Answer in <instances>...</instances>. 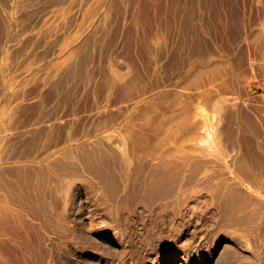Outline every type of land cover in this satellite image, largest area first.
Here are the masks:
<instances>
[{"label":"bare ground","instance_id":"1","mask_svg":"<svg viewBox=\"0 0 264 264\" xmlns=\"http://www.w3.org/2000/svg\"><path fill=\"white\" fill-rule=\"evenodd\" d=\"M22 1H24V0H22ZM144 1H146V0H144ZM101 2H100V5H101ZM109 2H111V1H109ZM74 3H75V1H74ZM7 4H5V5L7 6ZM28 4L30 5V3H28ZM35 4H36V2H35ZM116 7H115V9H116ZM27 10H29V9H27ZM93 10H95V12H96L95 8ZM16 11H18V10H16ZM35 12H36V10H35ZM112 13H114V12H112ZM147 13L149 14V12H147ZM51 14H53V13H51ZM35 16L36 15H34V17ZM63 16H64V14H63ZM94 16H93V18L89 17L90 19L88 20V22L84 26L85 28H84V31L82 33L78 31L79 33L77 32L76 35L74 34L75 36L71 39V41H70L71 43L81 41L80 42L81 46H83V43L85 40H88L91 42V39L93 38V35H94L93 32L91 31L93 24H95L94 23V21H95ZM82 17H83V15H82ZM111 17H112V14H111ZM133 17H135V16H133ZM138 17H140V14L138 15ZM20 18H19V20H20ZM71 19H72V17H71ZM120 20H121V18H120ZM71 21H73V20H71ZM84 22H85V20H84ZM107 23H109V22H107ZM117 23H118V21H117ZM26 24H28V23H26ZM138 24L140 25L139 22H138ZM19 29H22V28H19ZM147 29L145 31H147ZM26 30L27 29H25V31ZM93 31H95V30H93ZM129 31H130V29H129ZM108 32L109 31H107V33ZM3 33L4 32H2V34ZM143 33H145V32H143ZM31 34H33V33H31ZM88 34H90V35L87 36ZM147 34H149V33H147ZM50 35H51V33H50ZM129 35L130 34H128V36ZM2 37H3V35H2ZM32 37H34V36H32ZM139 37L141 38V34ZM110 38L112 39V37H110ZM12 39H15V38H12ZM37 39L38 38H36V40ZM147 40H148V38H147ZM53 41H56V40H53ZM97 41H99V40H97ZM128 41H129V39H128ZM9 42H10V40H9ZM62 42H64V41H62ZM27 43H29V42H27ZM138 43H140V42H138ZM63 44H65V43H63ZM86 44L90 45V43H86ZM69 45H70V43H69ZM33 46H34V44H33ZM59 46H60V44H59ZM22 47H23V45H22ZM51 47H49V48H51ZM110 47H111V45H110ZM152 47H153V44H152ZM82 48L81 49L77 48V49L82 50ZM19 51H20V49H19ZM81 52H83V51H81ZM130 54H128V55H130ZM144 54H146V53H144ZM10 55H11V53H10ZM68 55H70V54H68ZM71 55H73V54H71ZM89 55H88V57H89ZM116 55H118V54H116ZM159 55H161V54H159ZM12 56H14V55H12ZM1 58H2V56H1ZM10 58H12V57H10ZM20 58H21V56H20ZM152 58H154V57H152ZM9 61H12V60H9ZM149 61H147V62L150 63L153 60L150 62ZM33 62H34V60H33ZM116 62H117L116 67L115 66H113V67H115V69H116V70L114 69L115 70L114 73H116L115 77L117 80L115 79V77H114V79L116 80V82L118 81L119 84L121 83V86L122 85L123 86L129 85V84H127L128 82L126 83V79H124V74L126 72H128L127 71L128 65L126 64V62L124 63L123 61L122 62L116 61ZM134 62H136V61H134ZM173 62H172V64H174ZM130 63H131V61H130ZM136 64L139 66L138 63H136ZM143 64H145V63H143ZM241 64H243V63H241ZM96 65L97 64H95V66ZM147 65H149V64H147ZM177 66H179V65H177ZM19 67H20V65H19ZM60 67H62V66H60ZM98 67H99V65H98ZM143 67H145V66H143ZM44 68H45V66H44ZM254 68H255V66H254ZM68 70H70V68ZM242 70L243 69H241V71ZM37 71H39V70H37ZM247 71H248V69H247ZM106 72H108V71H106ZM139 74H140V71H139ZM19 75H20V73H19ZM45 76H46V74H45ZM14 77H16V75ZM40 77H41V75H40ZM43 78H44V76H43ZM69 78H71V76ZM36 79H37V77H36ZM75 79H77V78L75 77ZM63 81H65V80H63ZM138 81H140V80H137V82ZM33 83H35V80L33 81ZM175 83H176V81H175ZM133 84H131V85H133ZM74 85H75V83H74ZM33 86H34V84H33ZM52 86H54V85H52ZM135 86H136V84H135ZM1 88H2V85H1ZM52 88H51V91H52ZM68 88H71V87H68ZM127 88H129V87H127ZM136 88L138 89V87H136ZM169 88H171V86ZM173 88L174 87H172V89ZM28 89H30V88H28ZM124 89H125V87H124ZM146 89H147V87H146ZM139 90H140V88H139ZM141 90H143V89H141ZM28 91H26V92L28 93ZM129 91H131V89ZM165 91H166V89H165ZM174 92H176V90ZM205 94H207V93H205ZM51 95H53V94L50 93V96ZM134 95H135V93H134ZM197 95H199V94H197ZM248 95H250V94H248ZM192 96H193V94H192ZM74 97H75V95H74ZM62 98H60V99H62ZM160 98H159V100H160ZM165 98H167V97H165ZM190 98L191 97H189V99ZM60 99H59V101H60ZM12 100H13V98H12ZM193 100H195L194 96H193ZM207 100L208 99H206V101ZM143 101H144L143 97L142 98L140 97L139 99H137V98H135V100L132 99V101H130V100L128 102L124 101V103L120 102L121 105H119V107L117 109L115 108L116 111H114V113H110V112L106 113V111H107L106 110L107 108H106L105 112H104V110L102 111L105 114L103 113V115H101L102 112H100V114L97 115V117L94 116L95 118L92 119L93 121H91L92 124L89 125V127L85 128V129L83 128L82 130H78V129L68 128V129H66L65 132H63L61 130L63 132V135H64V136L62 135L61 138L60 137L56 138L57 137L56 132H54L53 130L50 129L51 131H48V133L44 134V135H46L45 140H44V138L42 140H40L39 136L41 135V137H42L43 132L45 133V131H42V128H41V132L39 133L40 135L39 136L36 135L38 137L37 141H36V139L35 140L33 139L34 142H36L35 144H37L36 145L37 147L34 146V148L32 149L33 152H31L32 154L25 155L26 159L24 160V162L19 164V165H22L21 167L18 166L19 169H15L13 167L15 165H12V167L14 168L13 170H11V168H10V170L12 171V175L15 177H18V180H16L15 177L12 176V178H14L16 180V181H14V179H13L12 181H14V182L11 181L12 178L10 179V182H9V180L7 181L6 178H8V177L5 176L8 173L7 171L9 168L8 169L6 168L5 157H2V156L7 155L8 151H7V153H5V155L1 154V151H0V198L3 199V202L5 204L4 206L7 208L9 207L12 210L11 214L14 212L13 216L16 215V216H14L15 218H17V219H18V217L20 219H22L21 217L25 218V220L22 219L23 221H19L20 222L19 224H21V226L23 228L19 224H17L23 229V234L25 235V236L23 235L24 241H20L21 236L19 237L17 235L19 237V238L17 237L19 240H16L15 242H9L8 240H5V242L7 241L6 243L0 242V243H4L3 245L5 246V247H2V249L5 248L4 249V251H5L6 247H7L11 252L10 256L12 255L11 257L5 256L2 252V249H1L0 250V264H15V263L17 264L16 261H18L21 264H264V147L261 148V147H259V145H253L255 142L249 146L245 145L246 143L243 144L244 141H246L245 140L246 134H245V136L242 135L244 137V138H242V141H241L240 137L236 140L235 145L230 141L233 144V146L231 148H229L230 146L228 145L227 149L226 148L222 149L223 147L221 148V146H220L221 149H219L218 146H217V149H215L216 146L214 147V149H211L213 144L210 145L211 147H209V148L206 146H203L202 145L203 143L200 145L201 142L200 143L198 142V135L197 134L192 135L193 132L191 133V136H193V137L189 136L191 139H189L188 136L187 137L183 136L184 139H187V138L189 139L187 141L181 140L182 138L180 139V137H178V138L175 137L176 139H174V140L171 139L170 143H169L170 146H168L169 144L167 145L168 147L160 146L161 144L158 146H155V145H157V144H155V142L153 143V145L155 144L154 145L155 147L153 146L150 148L148 146V144L150 145V143H147L146 146H148V147H142L140 139H139L140 140L139 146L141 144V147H136V145L131 146L130 141L133 140V139H131L132 136H135L134 138L138 139L135 132L133 135V125H134L133 123H135V122H133V120H136V119H134V116L137 114V111L139 109H142V107L144 105L142 103ZM187 101H188V99H187ZM49 102H50V100H49ZM91 102H93V101H91ZM214 102H215V100H214ZM43 103H45V102H43ZM204 103H205V101H204ZM53 104H55V103H53ZM154 104H156V103H154ZM154 104L151 103V105H154ZM160 104H162V102ZM201 104H202V102H201ZM2 105H3V103L1 102V106ZM5 105H6V103H5ZM5 105L3 106L2 109H4ZM20 105H22V104H20ZM176 105H174V106H176ZM208 105H206V106L208 107ZM227 105L228 104L224 105L225 107L222 108L220 106V104L217 105V103H216V105H215V103H214L213 108H215V110H217L219 112L220 108H221V110L222 109L224 110V108H226ZM115 106H116V104H115ZM148 106L150 107V105H148ZM189 106H190V104H189ZM201 106L203 107V104ZM201 106L197 105L196 109L200 108ZM38 107H39V104H38ZM156 107H157L156 105H155V107L153 106L152 111H154L153 109H155ZM185 107L183 108V110L189 109V107L186 109H185ZM263 107L260 106V109L262 110ZM5 108H7V106ZM26 108H28V107H26ZM191 108H192V104H191ZM229 108H231V107H229ZM233 108H234V106H233ZM233 108H231V110ZM248 108H250V107H248ZM2 109L0 110V112H2ZM13 109L16 110L15 107ZM171 109H173V107ZM22 110L23 109H21V111ZM148 110H146V111H148ZM157 110H159V109L157 108ZM157 110H155V112ZM199 110H196V112L199 113L198 116L201 114L204 119H207V117L210 116L211 112L207 111V113H205L204 110H203V112L199 111ZM206 110L207 109H205V111ZM261 110H259V111L261 112ZM16 111H15V113H16ZM79 111H81V110H79ZM84 111H85V109H84ZM99 111H101V110H99ZM163 111H165V110H163ZM217 111H215L214 113H217ZM4 112L5 111L3 110V113ZM6 112H7V110H6ZM135 112H136V114H135ZM190 112L191 111H188L189 115H190ZM208 112H209V114H208ZM224 112H225V110H224ZM13 113H14V111H13ZM81 113H80V115H81ZM147 113H149V112H147ZM220 113H221V111L219 112L218 115H216V117H215V115H213L215 118V121L213 123L219 124V122L221 123L223 119L228 118L226 116L224 118L221 117L223 119H220V116H222V114L220 115ZM145 114H143V116ZM149 114H152V113H149ZM236 114H238V113L236 112ZM0 115H1V113H0ZM5 115H6V113H5ZM23 115L24 114L21 115V118ZM189 115H186V116H188V118H189L190 117ZM255 115L258 116L257 114H255ZM154 116H158V115L152 114V118ZM166 116H168V115H166ZM231 116H234V115H231ZM239 116H241V115H239ZM259 116L258 117L261 118L260 114H259ZM6 117L8 118V116H6ZM137 117H138V115H137ZM164 117L162 116L161 118H164ZM169 117H171V116H169ZM175 117H176V115H174V118ZM2 118H4V116H2ZM148 118H149V116H148ZM152 118L150 120L145 118L146 121L148 120L146 125L147 124L149 125L148 122L154 121V120H152ZM184 118H186V117H184ZM184 118L181 120L183 121ZM194 118H196V117L194 116ZM209 118H211V116ZM243 118L245 119L244 114H243ZM50 119H52V118L50 117ZM165 119H167V118H165ZM232 119L233 118H231L230 121H234ZM240 119H241V117H240ZM8 120H9V118H8ZM174 120H173V123L172 122H170V123L175 124L178 122V124L180 125V122H182V121H180V119H177L179 121L175 120L176 122ZM188 120H186V121H188ZM208 120L209 119H207V122H205L206 125L208 123H210V121L208 122ZM262 120H264V118ZM2 121L3 120L1 119V122ZM10 121H11V119H10ZM38 121L39 120H37L36 122H38ZM158 121H161V119ZM191 121L194 123V120H192V119L190 121H188V124L184 120V124H186L183 126V127H185V128H183V130L185 129L184 132L186 131V127H189L188 126L189 124H190L191 128L193 127L191 124ZM252 121H254V118ZM23 122H24V120H23ZM27 122H29V121H27ZM60 122H62V121H60ZM203 122H204V120H203ZM263 122L261 124H263V126H264ZM24 123L26 124V122H24ZM195 123L197 124L198 122H195ZM224 123H225V121H224ZM255 123H256V119H255ZM255 123H253V124H255ZM139 124H140V122H139ZM216 124L212 125L213 128H214V125H216ZM231 124H229V125H231ZM181 125H183V123ZM219 125H220V127H222L221 124H219ZM219 125H218V128L223 131L225 126L223 125L224 127L222 129L219 127ZM257 125H259V124H256V126ZM19 126H20V123H19ZM52 126H54V125H52ZM155 126H157V125H155ZM171 126L173 127V125H171ZM226 126H228V124H226ZM35 127H37V126H35ZM179 127L180 126H178V128ZM204 127H206V126H204ZM209 127H211V125ZM229 127L230 126H228V128ZM244 127H245V125H244ZM144 128H147V126ZM180 128H182V127H180ZM235 128H236V126H235ZM151 129H153V127ZM164 129H165V127H164ZM168 129H170V128H168ZM168 129H167V131H168ZM45 130H47V129H45ZM136 130H138V129H136ZM162 130H163V128H162ZM170 130L174 131V129H170ZM175 130H178V129H175ZM183 130L179 129L178 133H180ZM199 130L200 129L198 128V131ZM212 130L213 129H211V131L207 129V131H210V132H212ZM214 130L216 131L215 128H214ZM228 130H227V132H228ZM231 130H234V129H231ZM231 130H229V131H231ZM39 131H40V129H39ZM193 131H195V130L193 129ZM258 131H259V129H258ZM34 132H36V131H34ZM188 132L189 131L187 130L186 135ZM201 132H202V130H201ZM20 133L22 134V131ZM23 133H25V132H23ZM140 133H141V131H140ZM221 133H223V132L218 131L219 136H221V135L223 136L225 134V132H224V134H221ZM229 133L230 132H228V134ZM231 133H232V131H231ZM231 133L229 134L230 138H231ZM244 133L245 132H243V134ZM58 134L60 135V133H58ZM170 134H172V133H170ZM170 134L167 137L166 136L167 133H165V136L167 138H170L169 137ZM211 134L213 135V133H211ZM240 134H242V133H240ZM30 135H32V134L30 133ZM44 135H43V137H44ZM172 135H171V138H173ZM179 135H182V133H180ZM189 135H190V133H189ZM202 135H203V133H202ZM249 135H251V134H249ZM145 136H146V133H145ZM153 136H155V135H153ZM156 136H158V135H156ZM200 136H201V134H200ZM203 136H205V134ZM216 136H217V134H216ZM3 138L6 140L7 139L9 140V138H7V135H4ZM12 138H14V137H12ZM15 138H16V135H15ZM160 138L161 137L159 136V139ZM167 138H161L162 141H161V139H160V141L162 143L164 141V144L166 142L168 143L169 139H168V141H165V139L167 140ZM215 138L217 139V137H215ZM141 139H142V137H141ZM147 139H146V141L150 142V138H149V140H147ZM159 139H157V140H159ZM222 139L224 140V137H222ZM28 140H29V138H28ZM223 140H221V141L224 142V145H225L226 143ZM247 140H249V139H247ZM251 140L252 139L250 136V140L246 141V142H251ZM10 141H11V139H10ZM133 141H131V142L133 143ZM144 141H143V143H146V141L145 142ZM171 141H172V144H171ZM221 141H218V142L221 143ZM134 142L136 143V141H134ZM137 142H138V140H137ZM233 142L235 143V141H233ZM26 143H27V141H26ZM135 143H133V144H135ZM157 143H159V142L157 141ZM204 143H205V141H204ZM216 143H217V141H216ZM251 143H249V144H251ZM206 145H207V143H206ZM224 145H222V146H224ZM4 147L5 146H3V148ZM225 147H227V146H225ZM16 151H18V150H16ZM2 152L4 153V151H2ZM9 158H11V157L9 156ZM9 173H11V172L9 171ZM10 187L15 188L16 190L13 191L12 189H9ZM3 202H1V203H3ZM10 209H8V210L10 211ZM0 210H1V208H0ZM8 210H6V211H8ZM1 213H2V211H1ZM3 213H4V211H3ZM5 213H7V212H5ZM4 216H6V215H4ZM9 216H10V214H9ZM1 217H3V216H1ZM8 218H11V216ZM26 219L29 221L30 224L24 225L26 222L24 224L22 223V222L26 221ZM8 220H10V219H8ZM11 223L12 222H10V225H11ZM0 225H3V223H0ZM26 226H29V227H26ZM3 230H4V228H3ZM9 230H11V227ZM18 230L19 229H17V231ZM0 231H2V230H0ZM19 231H22V230H19ZM2 234H4V233H2ZM15 237H13L14 239L11 238V240L12 241L15 240ZM1 239H4V238H1ZM9 253H7V254H9Z\"/></svg>","mask_w":264,"mask_h":264},{"label":"rangeland","instance_id":"2","mask_svg":"<svg viewBox=\"0 0 264 264\" xmlns=\"http://www.w3.org/2000/svg\"><path fill=\"white\" fill-rule=\"evenodd\" d=\"M24 1H22V0H0V8H1L0 9V12H1L0 13V20H1L0 21L1 22L0 23V30H1L0 31V46H1L0 47V107H1L0 110L3 108L5 103H6L5 107L7 106V108L4 107V109H2V112H0L1 113V115H0V127H1L0 128V151H1V154H3V155H5V153H7V151H8L7 155L2 156V157H5L6 168L7 169L9 168L7 172L8 173H9V171L11 172V173H9V174L7 173L5 175L6 177H8V178H6L7 181L9 180V182H10V179L13 176L11 170H13L14 168L19 169L18 166H20V167L22 166L19 164L24 162V160L26 159L25 155L32 154L31 152H33L32 149L34 148V146L37 147L36 146L37 144H35L36 142H34V140L36 139V141H37V138H38L37 136L40 135L39 133L41 132V128H42V131H45V133L44 132H43V134L41 133L42 137H41V135L39 136L40 140H42L43 138L45 140L46 135H44V134L48 133V131H51V130L56 132L57 137L54 135L56 138H58V137L61 138L63 135V132H65L66 129H68V128L82 130L83 128L85 129V128L89 127V125L92 124L91 123V121H93L92 119L97 117V115H99L100 112H102L103 110L105 112L106 108H107L106 113L107 112L108 113L109 112L114 113V111H116V109L119 107V105H121V103H124V101L128 102L129 100L132 101V99L135 100V98L139 99L140 97L141 98L143 97L144 101L142 103L144 105H143L142 109H139L137 111V114L135 112L136 115L134 116V119H136V120H133V122H135V123H133L134 124L133 125V135L135 132L136 136L138 137V139L136 138L138 140V142L134 138L135 136H132L131 139L136 141V143L133 140H131V141H133V143H135V144H133L130 141L131 146L136 145V147H141V144H142V147H148L149 146L151 148L155 144H157L155 146H158L161 144L160 146L168 147V146H170L169 143H170L171 139L174 140V139L180 137V139L182 138L181 140L187 141V140L191 139L189 136H191V133L193 132L192 135H194V134L198 135V142L199 143L201 142L200 145L203 143L202 144L203 146H206L209 148V147H211L210 145L213 144L211 149H214L215 146H216L215 149H217V146L219 149H221L222 147H223L222 149H225V148L227 149L228 145L230 146L229 148H231L233 146V144L234 145L236 144V140L239 137L241 138V141H242V138H244L243 136H245V134H246V136L248 135L247 137L245 136V140L249 141L250 136H251V139H252L251 142L252 143L244 141L243 144L246 143L245 145L249 146L255 142L253 145H259V147H261V148L264 147V144H263L264 143V126H263V124H261L264 121V120H262L264 118V115H263L264 114V112H263L264 111V109H263L264 108L263 107L264 106V76H263L264 75V0H146V1H144V0L143 1L142 0H40V1L39 0H24ZM74 1H75V3H74ZM109 1H111V2H109ZM35 2H36V4H35ZM100 2H101V5H100ZM28 3H30V5ZM5 4H7V6ZM114 6L115 7L117 6L116 9ZM94 8L96 9V12H95V10H93ZM15 9L18 11H16ZM27 9H29V10H27ZM34 9L36 10V12ZM112 12H114V13H112ZM147 12H149V14ZM51 13H53V14H51ZM63 14H64V16H63ZM111 14H112V17H111ZM139 14H140V17H138ZM34 15H36V16L34 17ZM82 15H83V17H82ZM93 16L95 18V21H94L95 24H93L92 30H91L94 34L93 38L91 39V42L88 40H85L83 43V46H81V43H80L81 41L71 43L70 42L71 39L76 35V33L78 31L81 33L84 31V28H85L84 26L86 25V23L90 19L89 17L93 18ZM133 16H135V17H133ZM71 17H72V19H71ZM19 18H20V20H19ZM46 18L47 19L49 18V19L47 20ZM120 18H121V20H120ZM70 19L73 21H71ZM84 20H85V22H84ZM117 21H118V23H117ZM107 22H109V23H107ZM138 22L140 23V25L138 24ZM26 23H28V24H26ZM19 28H22V29H19ZM25 29H27V30L25 31ZM129 29H130V31H129ZM146 29H147V31H145ZM93 30H95V31H93ZM107 31H109V32L107 33ZM2 32H4V33L2 34ZM143 32H145L146 34L147 33H149V34L146 35ZM31 33H33V34H31ZM50 33H51V35H50ZM128 34H130V35L128 36ZM140 34H141V38L139 37ZM2 35H3V37H2ZM89 35L90 34H88L87 36H89ZM32 36H34V37H32ZM110 37H112V39ZM12 38H15V39H12ZM36 38H38V39L36 40ZM147 38H148V40H147ZM128 39H129V41H128ZM9 40H10V42H9ZM53 40H56V41H53ZM97 40H99V41H97ZM62 41H64V42H62ZM27 42H29V43H27ZM138 42H140V43H138ZM63 43H65V44H63ZM69 43H70V45H69ZM86 43H90V45L86 44ZM33 44H34V46L35 45L36 46L34 47ZM59 44H60V46H59ZM152 44H153V47H152ZM22 45H23V47H22ZM110 45H111V47H110ZM49 47H51V48H49ZM77 48L78 49L82 48V50H78ZM19 49H20V51H19ZM81 51H83V52H81ZM10 53H11V55H10ZM144 53H146V54H144ZM68 54H70V55H68ZM71 54H73V55H71ZM116 54H118V55H116ZM128 54H130V55H128ZM159 54H161V55H159ZM12 55H14V56H12ZM88 55H89V57H88ZM1 56H2V58H1ZM20 56H21V58H20ZM10 57H12V58H10ZM152 57H154V58H152ZM9 60H12V61H9ZM33 60H34V62H33ZM149 60L150 61L153 60V61L150 62ZM67 61L69 63L70 62L71 63L69 64ZM116 61H121V62L123 61L124 63L126 62V64L128 65L127 66L128 72L125 73L126 75L124 74V79H126V83L128 82L127 84H129L127 86H123V85L121 86V83L119 84L118 81L116 82V80H117L115 77L116 73H114L116 70L115 69L116 63H117ZM130 61H131V63H130ZM134 61H136V62H134ZM147 61H149L150 63H148ZM172 62L174 64H172ZM136 63H138L139 66ZM143 63H145V64H143ZM241 63H243V64H241ZM95 64H97L96 65L97 67L95 66ZM147 64H149V65H147ZM19 65H20V67H19ZM98 65H99V67H98ZM142 65L145 67H143ZM177 65H179V66H177ZM44 66H45V68H44ZM60 66H62V67H60ZM113 66H115V67H113ZM254 66H255V68H254ZM69 68H70V70H68ZM36 69L39 71H37ZM241 69H243L242 70L243 72L241 71ZM247 69L249 72L247 71ZM106 71H108V72H106ZM139 71H140V74H139ZM19 73H20V75H19ZM258 73L259 74L261 73V74L259 75ZM45 74H46V76H45ZM15 75H16V77H14ZM40 75H41V77H40ZM43 76H44V78H43ZM70 76H71V78H69ZM36 77H37V79H36ZM75 77L77 79H75ZM114 77L116 80L114 79ZM34 80H35L36 84L33 83ZM63 80H65V81H63ZM137 80H140V81H138L139 83L137 82ZM175 81H176V83H175ZM74 83H75V85H74ZM130 83L131 84L134 83V84L131 85ZM33 84H34V86H33ZM135 84H136V86H135ZM1 85H2V88H1ZM52 85H54V86H52ZM169 85L171 86V88H169L170 87ZM68 87H71V88H68ZM124 87H125V89H124ZM127 87H129V88H127ZM136 87H138V89ZM146 87H147V89H146ZM172 87H174V88L172 89ZM28 88H30V89H28ZM51 88H52V91H51ZM139 88H140V90H139ZM130 89H131V91H129ZM141 89H143V90H141ZM165 89H166V91H165ZM28 90L29 91L31 90V91L29 92ZM175 90H176V92H174ZM26 91H28V93ZM46 92L47 93L49 92L48 93L49 95ZM50 93L53 94L54 96L53 95L50 96ZM134 93H135V95H134ZM205 93H207V94H205ZM192 94H193L195 100H193ZM197 94H199V95H197ZM248 94H250V95H248ZM74 95H75V97H74ZM165 97H167V98H165ZM189 97H191V98L189 99ZM12 98H13V100H12ZM58 98L59 99L62 98V99H60V101H59ZM159 98H160V100H159ZM187 99H188V101H187ZM206 99H208V100L206 101ZM49 100H50V102H49ZM203 100L205 101V103ZM214 100H215V102H214ZM91 101H93V102H91ZM1 102L3 103L2 106H1ZM43 102H45V103H43ZM153 102L156 104H154ZM161 102H162V104H160ZM201 102L203 104V107L201 106L202 105ZM53 103H55V104H53ZM151 103L154 105H151ZM214 103H215V105H216V103H217V105L220 104V106L222 108L225 107L224 105L228 104L226 107L227 109L224 108L225 112L223 109H222L223 110L222 111L221 108L220 107L219 108L221 111L220 115L222 114V116H220V119H223L224 117L227 116L228 118L223 119V120L225 121L226 124H228V126H230L229 127L230 129L228 128V126H226V124L224 123L223 120L221 123L219 122V124H221L222 127H220L219 124L213 123L215 121V118L213 115H215V117H216V115H218L220 112V111L218 112L217 110H215V108H213ZM20 104H22V105H20ZM38 104H39V107H38ZM115 104H116V106L117 105L118 106L116 107ZM189 104H190V106H189ZM191 104H192V108H191ZM148 105H150V107ZM155 105L157 107L155 109H153L154 111H152V108H153V106L155 107ZM174 105H176V106H174ZM197 105H200L201 107L196 109ZM206 105H208V107ZM232 105L234 106V108ZM228 106L233 108L234 110L232 109L233 110L232 111L231 108H229ZM260 106L263 107L262 110L260 109ZM14 107L16 108L17 111L18 110L19 111L17 112L15 109H13ZM26 107H28V108H26ZM172 107H173V109H171ZM184 107H185V109L189 107V109H186L187 111L183 110ZM248 107H250V108H248ZM157 108L159 110H157ZM21 109H23V110L21 111ZM84 109H85V111H84ZM202 109L204 110L205 113H207V111L211 112L210 113L211 118H209L210 116L207 117V119H209L208 122L210 121V123H208L207 125L205 124V122H207V119H204L201 114L198 116L199 113L196 112V110L203 112ZM205 109H207V110L205 111ZM258 109L261 110V112ZM3 110L5 111L4 113H3ZM6 110H7V112H6ZM12 110L14 111V113ZM79 110H81V111H79ZM99 110H101V111H99ZM146 110H148V111H146ZM155 110H157V111L155 112ZM163 110H165V111H163ZM214 110L217 111V113H214L215 112ZM15 111H16V113H15ZM188 111H191L190 115H189ZM104 112H102L101 115H103ZM147 112L152 113L153 115H158V116H154L153 117L154 119H153L152 114H149ZM209 112H208V114H209ZM236 112L238 114H236ZM5 113H6V115H5ZM80 113L82 116L80 115ZM142 113L145 115L143 116ZM22 114H24V115L21 118ZM243 114H244L245 119L243 118ZM255 114H257L258 116L260 114L261 118H259L260 116L258 117ZM137 115L139 118L137 117ZM147 115L149 116V118ZM166 115H168V116H166ZM174 115H176L175 118H174ZM186 115H189L190 117L188 118V116H186ZM231 115H234V116H231ZM239 115H241V116H239ZM2 116H4V118H2ZM6 116H8L9 120ZM162 116L163 117L165 116V117L161 118ZM169 116H171V117H169ZM194 116L196 118H194ZM50 117L52 119H50ZM184 117H186L187 119ZM221 117H223V118H221ZM240 117H241V119H240ZM145 118L148 120H150L152 118V120H154V121L148 122L149 125L148 124L146 125L148 120L146 121ZM165 118H167V119H165ZM183 118L187 124H188V121H190L191 119L194 120V123L191 121V124L193 126L192 128L195 131H193V129L190 127V124H189L188 125L189 127H186V131L184 132L185 129L183 130V128H185V127H183V126L186 124H184V120L183 121L181 120ZM231 118H233L232 120H234V121H230ZM253 118H254V121H252ZM1 119L3 120L2 122H1ZM10 119H11V121H10ZM160 119H161V121H158ZM174 119L176 121H179L177 119H180V121H182V122H180V125H179L178 122L175 123L176 121ZM255 119H256V123H255ZM23 120H24V122H26L27 125L23 122ZM35 120L36 121L39 120V121L36 122ZM173 120L175 121L174 122L175 124L170 123V122L173 123ZM186 120H188V121H186ZM203 120H204V122H203ZM27 121H29V122H27ZM60 121H62V122H60ZM139 122H140V124H139ZM195 122H198V123L196 124ZM19 123H20V126H19ZM182 123H183V125H181ZM253 123H255V124H253ZM213 124L217 125V126L214 125V128L216 129L217 132L214 130V128L212 126ZM229 124H231V125H229ZM256 124H259V125L256 126ZM52 125H54V126H52ZM72 125L73 126L75 125L76 127L75 126L73 127ZM155 125H157V126H155ZM171 125H173V127ZM177 125L182 127V128H180V127L178 128ZM203 125L206 127H204ZM210 125H211V127H209ZM218 125L222 129L225 126L224 130L223 131L220 130L218 128ZM244 125H245V127H244ZM35 126H37L38 128ZM143 126L144 127L147 126V128H144ZM235 126H236V128H235ZM152 127H153V129H151ZM164 127H165V129H164ZM167 127L170 129H174V131L168 129ZM162 128H163V130H162ZM198 128L200 129L199 131H198ZM39 129H40V131H39ZM45 129H47V130H45ZM136 129H138V130H136ZM167 129H168V131H167ZM175 129L183 130L180 132V133H182V135H179L180 134V133H178L179 131L175 130ZM207 129L210 131H211V129H213V130H212V132H210V131H207ZM226 129L227 130L228 129L229 130L234 129L235 131L234 130H231V131L233 134L234 133L235 134L233 135L231 133V131L228 130V132L231 133V138H230V136H229L230 133L228 134ZM258 129H259V131H258ZM20 130L22 131V134L20 133L21 132ZM187 130L189 132L186 135ZM201 130H202V132H201ZM34 131H36V132H34ZM140 131H141V133H140ZM218 131L223 132L221 134H224V132H225V134L223 136L220 134L221 136H219ZM23 132H25L26 134ZM29 132L32 135H30ZM243 132H245V133L243 134ZM58 133H60V135ZM145 133H146L147 137L145 136ZM165 133H167V135H166L167 137L170 133H172L173 135L170 134V136H169L170 138H167L165 136ZM189 133H190V135H189ZM202 133H203V135L205 134V136H203ZM211 133H213V135L215 137H217V139ZM215 133L217 134V136ZM240 133H242V134H240ZM200 134H201V136H200ZM249 134H251V135H249ZM4 135H7V138H9V140L4 139L3 138ZM15 135H16V138H15ZM43 135H44V137H43ZM153 135H155V136L158 135V136L155 137ZM171 135L173 136V138H171ZM240 135L241 136L243 135V136L241 137ZM159 136L161 138H167V140L165 139V141H168V139H169L168 143L166 142L167 144L166 143L164 144V141L162 143L161 142L162 139L160 138L161 139V141H160ZM183 136H185V137L188 136L189 139L188 138L184 139ZM12 137H14V138H12ZM141 137H142V139H141ZM191 137H193V136H191ZM222 137H224V140L222 139ZM28 138H29V140H28ZM149 138H150V142L146 141V139L149 140ZM10 139H11V141H10ZM139 139L141 140L140 146H139V143H140ZM143 139L146 141V143H143V141H144ZM157 139H159V140H157ZM247 139H249V140H247ZM221 140L225 141L226 144L224 145V142H222ZM26 141H27V143H26ZM30 141L31 142L33 141L34 143L33 142L31 143ZM157 141L159 143H157ZM204 141H205V143H204ZM216 141H217V143H216ZM218 141H221V143ZM233 141H235V143ZM16 142L17 143L19 142V143L17 144ZM154 142H155V144L153 145ZM147 143H150V145L148 144V146H146ZM206 143H207V145H206ZM249 143H251V144H249ZM171 144H172V141H171ZM221 144L224 146H222ZM3 146H5V147L3 148ZM220 146H221V148H220ZM225 146H227V147H225ZM16 150H18V151H16ZM2 151H4V153ZM9 156L11 158H9ZM12 165H15V166H13L14 168L12 167ZM10 168H11V170H10ZM13 177H15V176H13ZM13 179L14 178H12L11 181ZM15 179L18 180V177H15ZM15 179H14V181H16ZM14 181H12V182H14ZM9 189H12L13 191L16 190L13 187H10ZM1 202H3L2 198H0V204H1L0 205L1 206L0 207L1 208V210H0V223H3V225H0V230H2V231H0L1 232L0 237L4 238V239L0 238V240H1L0 242L6 243L7 241L5 242V240H8L9 242H15L16 240H19L18 238L20 236H21L20 241H24L23 240L24 234H23V229H22L23 227L21 226V224H19L20 223L19 221H23L22 219L25 220V218L24 217H21L22 219H20L19 217H18V219L15 218L14 216H16V215L13 216L14 212L11 214L12 210L9 207L8 208L5 207L4 202L3 203H1ZM8 209H10V211ZM6 210H8V211H6ZM1 211H2V213H1ZM3 211H4V213H3ZM5 212H7V213H5ZM9 214H10L11 218H8V217H10ZM4 215H6L7 217ZM1 216H3V217H1ZM8 219H10V220H8ZM10 222H12L11 225H10ZM22 223L23 224L25 223L24 225L30 224L27 219H26V221H24ZM17 224H19L22 228ZM1 226L4 228V230ZM29 226H26V227H29ZM10 227H11V230H9ZM17 229L22 230V231H19V230L17 231ZM2 233H4V234H2ZM12 236L13 237L16 236L15 240H13V241L11 240V238L14 239ZM4 243H0L1 244L0 250L2 249V247H5L3 245ZM4 249L5 248L2 249L3 254L7 257H11L12 255L10 256V254H11L10 250L7 247H6L5 251H4ZM7 253H9V254H7ZM16 262H17V264H21L18 261H16Z\"/></svg>","mask_w":264,"mask_h":264}]
</instances>
